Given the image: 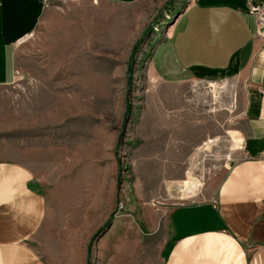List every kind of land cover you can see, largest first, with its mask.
<instances>
[{"label": "rangeland", "instance_id": "rangeland-1", "mask_svg": "<svg viewBox=\"0 0 264 264\" xmlns=\"http://www.w3.org/2000/svg\"><path fill=\"white\" fill-rule=\"evenodd\" d=\"M191 3L50 0L37 30L18 47L17 82L0 88V158L16 161L17 150L36 145L42 157L50 154L57 163L51 196L64 186L69 199L93 192L104 200L91 233L85 217L70 213L80 209V202L70 207L57 201V231L42 227L33 244L46 264H119L124 259L118 256L117 247L124 243L119 239L130 225L139 232L132 264H161L163 223L147 237L143 220L161 214L157 223L163 222L176 206L196 203L180 200L184 184L178 173L183 170L170 159L181 146L174 141L180 117L201 114L204 130L224 136V120L217 121L213 112L228 109L233 118L226 128L232 127L238 139L243 106L237 89L229 93L225 88L233 82L190 86L181 105L177 89L150 76L154 53ZM207 143V166L196 170L200 181L193 176L197 188L212 179L220 155L219 144ZM62 211L70 214L62 217Z\"/></svg>", "mask_w": 264, "mask_h": 264}, {"label": "crops", "instance_id": "crops-1", "mask_svg": "<svg viewBox=\"0 0 264 264\" xmlns=\"http://www.w3.org/2000/svg\"><path fill=\"white\" fill-rule=\"evenodd\" d=\"M49 1L0 0V88L17 82V49L37 30ZM101 1L130 6L144 0ZM254 2L264 6V0H192L153 55L151 78L177 89L181 105L190 86L231 81L234 88L225 87L226 91L237 89L243 106L236 150L232 127L226 128V123H232L230 110L213 112L217 121L224 120V136L204 130L206 119L201 114L185 112L180 117L174 141L181 146L170 158L183 170L178 182L185 184L190 176L200 181L202 175L196 170L207 166V142L211 147L219 144L220 155L215 157L212 179L205 188L180 189V200L196 203L176 206L163 222L157 223L161 214L143 220L147 237L160 231L163 223L161 264H264V40L258 37L256 18L249 14ZM40 150L32 145L17 150L16 161L0 158V264H46L33 244L42 227L47 226L50 233L57 231L56 218L61 213L57 201L61 206L68 202L70 207L80 202V209L70 213L86 218L82 222L91 227L88 233L100 221V202L104 204L100 193L69 199L67 187L65 194L62 186L51 196L50 185L57 184V163L50 154L42 157ZM70 213L62 211V217ZM122 232L119 240L124 243L117 250L124 259L119 264H132L139 232L132 225Z\"/></svg>", "mask_w": 264, "mask_h": 264}, {"label": "built area", "instance_id": "built-area-1", "mask_svg": "<svg viewBox=\"0 0 264 264\" xmlns=\"http://www.w3.org/2000/svg\"><path fill=\"white\" fill-rule=\"evenodd\" d=\"M249 14L256 18L258 37L264 40V6L254 2V4L250 5ZM261 92L264 93L263 91Z\"/></svg>", "mask_w": 264, "mask_h": 264}, {"label": "bare ground", "instance_id": "bare-ground-1", "mask_svg": "<svg viewBox=\"0 0 264 264\" xmlns=\"http://www.w3.org/2000/svg\"><path fill=\"white\" fill-rule=\"evenodd\" d=\"M226 88H227V90H232L234 87H233V84L232 85H230V87H229V85L227 84L226 86H225ZM233 139H234V142H235V147L237 148V147H239V139H236L235 137H233ZM189 181H187L185 184H184V186H185V190L186 191H191L192 192V190L193 189H196L197 188V186H196V181H195V179H194V177L193 176H190L189 178ZM194 191V190H193Z\"/></svg>", "mask_w": 264, "mask_h": 264}]
</instances>
